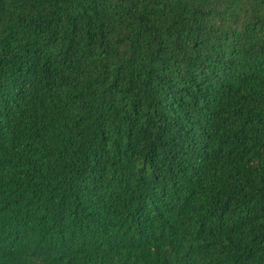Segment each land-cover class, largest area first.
Listing matches in <instances>:
<instances>
[{
	"label": "trees",
	"instance_id": "16d2710c",
	"mask_svg": "<svg viewBox=\"0 0 264 264\" xmlns=\"http://www.w3.org/2000/svg\"><path fill=\"white\" fill-rule=\"evenodd\" d=\"M0 264H264V0H0Z\"/></svg>",
	"mask_w": 264,
	"mask_h": 264
}]
</instances>
